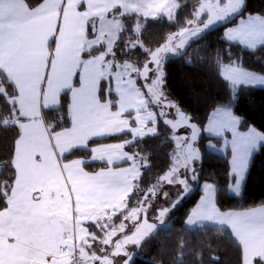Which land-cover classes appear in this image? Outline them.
<instances>
[{"label":"snow or ice","instance_id":"obj_1","mask_svg":"<svg viewBox=\"0 0 264 264\" xmlns=\"http://www.w3.org/2000/svg\"><path fill=\"white\" fill-rule=\"evenodd\" d=\"M244 7L245 0H198L193 18L185 21L187 26L169 34L161 46L152 50L144 48L140 40L142 21L166 15L175 22L181 8L177 0H0V138L19 130L14 142L6 146L9 158L2 165L4 170L12 169L8 177L12 183L0 182V201L4 205L0 207V264H129L126 246L141 245L166 223L165 218L183 199L171 208L156 209L150 198L162 196L167 200L163 183L184 185L186 192L189 171L191 179H197L193 167L200 155L194 146L197 125L181 112L179 120L163 122L176 129L183 121L180 126L190 128L191 134L176 137L180 146L173 152L172 167L144 193L136 207L128 208V199L135 194L134 182L141 178L140 168L150 165L147 157L129 155L123 149L146 136L159 135L158 118L167 115L163 108L174 107L165 103L161 90L162 53L177 52L186 46V37L199 36L214 21L242 15ZM133 14L136 23L129 29L125 20ZM204 15L208 16L206 23ZM198 22L203 28H194ZM127 31H132L135 39H129L119 51L132 54L143 48L150 59L142 68L116 60L117 45ZM225 38L253 50L264 47V15L241 20L236 28L228 29ZM93 51L99 54L92 55ZM78 74L79 87H75L74 77ZM106 75L118 81V101H102L99 85ZM222 75L233 87L264 84V75L236 62L222 65ZM141 77L150 81L144 89L136 86ZM65 92L72 94L68 109L72 124L55 131L54 124H45L42 109L61 107V94ZM117 105L118 110L112 111ZM154 107L160 110L154 112ZM125 113L132 118L124 119ZM61 119L58 116L57 122ZM240 123L241 118L231 107L218 108L207 130L217 136L229 129L235 133ZM126 131L132 134V140L88 148L92 138ZM261 142L264 132L255 128L239 133L232 142L233 183L229 191L237 196L246 186L250 158ZM74 149L92 152L93 160L109 167L88 173L82 167L85 161L61 164L63 154ZM129 160L130 168L112 167ZM217 192L216 186L205 185V195L191 210L186 224L201 230L209 223L230 226L242 245L243 264H253L254 260L264 264V205L221 212L216 207ZM149 211L155 212L156 223L149 222ZM118 216H123V221L115 225L112 221ZM129 220L133 221L131 228L124 223ZM85 224L94 225L101 236L90 232ZM97 243L103 246L100 255L93 251ZM179 247L182 253L186 250L184 243Z\"/></svg>","mask_w":264,"mask_h":264},{"label":"trees","instance_id":"obj_2","mask_svg":"<svg viewBox=\"0 0 264 264\" xmlns=\"http://www.w3.org/2000/svg\"><path fill=\"white\" fill-rule=\"evenodd\" d=\"M42 0H33L40 3ZM181 8L176 12L175 22H170L166 15L163 19L146 17L142 21L144 30L140 33V40L144 48L155 50L161 46L169 34L178 32L186 27L185 21L193 18V12L198 6V0H177ZM246 15H264V0H245L242 15H236L232 20L219 25L211 30H205L199 37L193 39L185 48L175 54L169 55L165 64V92L175 101L182 111L197 125L199 137L197 148L200 154V165L197 172L199 184L166 219V223L138 245L136 256L129 264H243V251L229 230L213 226L204 228H188L186 219L191 210L202 196V184L210 182L217 189L216 203L221 210L248 209L264 205V146L256 151L251 159L247 173L246 186L240 196L230 193L231 179L230 150L225 155L211 151L207 144L214 141L221 144L222 139L206 134V124L213 111L218 108L231 107L234 114L241 118L240 127L247 130L254 127L264 132V87L240 85L233 87L222 75V65L232 62L264 75V47L255 51L245 49L240 44L231 43L224 39L226 27L235 24L240 17ZM203 23L208 16L202 17ZM136 23V16L125 20L126 27L132 29ZM198 22V25H203ZM129 39H135L132 31L124 32L121 42L117 45V62L128 61L141 67L150 59L144 49H135L132 54L123 53L124 44ZM98 53L93 51L92 55ZM143 85L142 78L138 79ZM111 80L102 83V99L107 97ZM110 97L115 98L111 90ZM62 106L52 110H44V119L48 125H55V131L68 128L71 124L69 105L70 92L61 95ZM62 119L57 122V117ZM18 129L6 132L0 138V182L8 180L12 169L4 170L2 165L9 158L6 146L14 142ZM159 135H149L127 146L129 153H138L147 157L149 168H141V178L136 182L135 194L128 199V208L137 206V201L142 199L144 193L152 188L156 180L164 175L173 165V152L179 149L171 128L163 120L159 122ZM129 133L108 138L105 141H124L130 138ZM90 155V151L77 149L72 151L67 158H77ZM101 163L87 165L90 170L102 167ZM12 183L11 180H8ZM196 185V182H195ZM167 189L166 186H162ZM163 189V188H162ZM162 198V196H161ZM164 200L160 199V203ZM4 206L0 201V207ZM127 215V213H124ZM155 219V212L149 214ZM123 216L114 217L112 223L119 225ZM126 221H124L125 223ZM92 231L101 236L94 225ZM184 243L186 250L179 247ZM103 247L95 244L93 251ZM110 250V249H108ZM120 264H123L121 261Z\"/></svg>","mask_w":264,"mask_h":264},{"label":"rangeland","instance_id":"obj_3","mask_svg":"<svg viewBox=\"0 0 264 264\" xmlns=\"http://www.w3.org/2000/svg\"><path fill=\"white\" fill-rule=\"evenodd\" d=\"M198 7V6H197ZM236 17V15H233V16H231V17H229V18H227V19H224V20H219V21H214V23L208 28V29H206V30H211V29H214L215 27H218L219 25H222L223 23H225V22H227V21H230V20H232L233 18H235ZM194 28H203V25H198V23L196 24V25H194ZM205 31V30H204ZM203 33V32H202ZM201 33V34H202ZM200 34V35H201ZM199 35V36H200ZM199 36H191V35H189L188 37H186L185 38V40H186V46L193 40V39H195V38H197V37H199ZM185 46V47H186ZM184 47V48H185ZM182 49V48H181ZM181 49H178V51L179 50H181ZM177 51V52H178ZM177 52H167V53H162V63H163V66H164V64H165V62H166V60H167V58L169 57V55H171V54H175V53H177ZM118 63H121V62H118ZM150 67H151V65H150ZM113 78H114V82H115V92H116V94H117V96H118V98H117V101L119 100V95H118V92H117V85H118V81H117V79L113 76ZM142 78V81H143V85H137L136 84V86L137 87H140V88H142V89H144V85L146 84V83H150V81H148V82H146L144 79H143V77H141ZM164 78H165V71H164ZM164 84H165V80H164V83H163V85H162V88H161V90L163 91V93H164V96L166 97V101H165V103H168V102H170L172 105H174V107H164L163 108V111L167 114L166 115V117H164V118H162V119H167V120H179V113H184L183 111H182V109L180 108V106L175 102V101H173L167 94H166V92H165V87H164ZM146 90V89H145ZM118 110V105L116 106V108H115V111H117ZM160 109L158 108V107H154L153 109H152V111H154V112H156V111H159ZM185 114V113H184ZM236 115V114H235ZM132 116L134 117L135 116V112L133 111L132 112ZM236 116H238V115H236ZM216 117V115H213L212 117H211V119L207 122V126H206V132L208 133V134H211V135H214V136H216V137H219V138H221L222 139V141H221V144H218V143H216V142H214V141H210L209 142V148L210 149H213V150H215V151H218V152H220V153H222V154H226L227 152H228V150L229 149H233V140L234 139H237L238 138V132H239V130H242V129H240L239 128V126H240V124L239 125H237L236 126V132L234 133L232 130H225L220 136H217V135H215V134H213V133H210L207 129L209 128V126H210V122L214 119ZM239 117V116H238ZM124 119H131L132 117H129L128 115H127V113H125V115H124V117H123ZM158 120H159V118H158ZM190 123H192L191 122V120H190ZM183 124V121H180V125H182ZM180 125H177V128L176 129H172L171 128V126L170 125H168L170 128H171V130H172V132H173V136H174V138H175V140H176V142H177V144L179 145V142L177 141V139H176V137L177 136H179V137H183V136H186V135H190L191 134V129L190 128H185V127H181ZM149 126H152V125H149ZM132 127H136V125H132ZM254 128V127H253ZM256 130H258V129H256ZM229 133L232 135V137L233 138H230V136H229ZM229 136V137H228ZM198 137H199V131H198V129H197V139H196V141H195V143H194V146L197 148V140H198ZM228 141H229V143L230 144H228ZM107 144H117V143H106V144H102V145H107ZM180 146V145H179ZM97 147V146H96ZM99 147V146H98ZM198 149V148H197ZM123 151H124V149H123ZM125 152V151H124ZM229 160H230V157H229ZM67 161L68 160H65V162L67 163ZM231 161V164H232V167H233V159H231L230 160ZM199 165H200V155H199V159H197L195 162H194V164H193V167L195 168V172L197 171V169L199 168ZM181 171H183V170H181ZM187 178L188 177H191L192 176V172H188L187 174ZM195 175H196V173H195ZM189 180V179H188ZM194 183L195 182H189L188 183V190L185 192V190H184V185H180V184H167V183H163V186H166L167 187V189L166 188H164V187H162L163 189H162V191L163 192H167L168 193V197H167V200H165L163 197V202L162 203H160V199H162L161 198V196L159 197V198H157V197H151L150 199H151V201H152V203L154 204V207L156 208V209H160V208H163V207H169V208H171V206H172V204L175 202V201H177L178 199H180L181 197H183V199L186 197V195L191 191V190H194L195 189V186L196 185H194ZM192 185H194V188L192 189L191 187H192ZM215 186V185H214ZM183 199L181 200V202L183 201ZM180 202V203H181ZM152 211H149V214L151 213ZM156 215V214H155ZM165 219H167V217L165 218ZM149 222L150 223H156V220L154 219V218H152L150 215H149ZM125 224H127V225H129V228H131L132 227V224H133V221H131V220H129V221H126L125 222ZM192 227H195V226H192ZM127 246H132L133 247V249L132 250H130L129 252H128V254H129V256L131 257V260L136 256V249H135V247L136 246H138V245H133V244H129V245H127ZM130 260V261H131ZM129 261V262H130Z\"/></svg>","mask_w":264,"mask_h":264},{"label":"crops","instance_id":"obj_4","mask_svg":"<svg viewBox=\"0 0 264 264\" xmlns=\"http://www.w3.org/2000/svg\"><path fill=\"white\" fill-rule=\"evenodd\" d=\"M250 15H246L245 17H240L239 19H238V21L235 23V24H233V25H230V26H228V27H226V29L224 30V34H223V37H224V39L226 40V41H228L226 38H225V33L228 31V29H230V28H236L239 24H240V22H241V20H244V19H247L248 17H249ZM251 16H255V15H251ZM228 22V21H227ZM226 23V22H225ZM90 39L92 38V36H90L89 37ZM228 42H231V43H236V44H239L238 42H234V41H228ZM241 46H243L245 49H248V50H251V51H255V50H257L260 46H258L257 47V49H255V50H253V49H250V48H248V47H246V46H244V45H242V44H240ZM52 47L54 48L55 47V44L53 43L52 44ZM99 53H95V54H93V55H98ZM82 58H85V59H87V58H89L88 56H83ZM258 74V73H257ZM259 75H262V74H259ZM224 77V76H223ZM106 80H111V84H110V87H108V88H110L111 90H112V92L115 94V98H112V97H110V95H109V90L110 89H108V92L106 93L107 94V97L105 98V99H102V101L103 100H113V101H117V98H118V96H117V94H116V92H115V82H114V78L113 77H109V76H105V78L100 82V85H99V88H100V90H101V88H102V83L104 82V81H106ZM78 81H79V74L76 76V77H74V86L75 87H79V83H78ZM230 82V81H229ZM231 83V82H230ZM136 84L137 85H139V82H138V80H136ZM240 85H246V86H254V87H264V84H254V85H247V84H239V85H236L235 87H237V86H240ZM63 94V93H62ZM61 94V95H62ZM99 94V93H98ZM71 96H72V94H71V92H70V103H71ZM115 108L116 107H113L111 110L112 111H114L115 112ZM44 110L45 109H42V115L44 116ZM217 110V109H216ZM216 110L215 111H213L212 113H211V115H210V117H209V120L211 119V117L213 116V115H216ZM234 113V112H233ZM70 119H71V113H70ZM161 120H163L162 118H159V120H158V122H157V128H158V126H159V122L161 121ZM208 120V121H209ZM44 122H45V124L46 125H48L47 123H46V121H45V119H44ZM71 124H72V120H71ZM71 124H70V126L69 127H71ZM241 124V123H240ZM134 125V124H133ZM207 126V125H206ZM68 127V128H69ZM239 128L241 129V127L239 126ZM250 128H253V127H250ZM256 129V128H255ZM63 130V129H62ZM249 129H247V130H239V132L238 133H245V132H247ZM61 131V130H60ZM257 131H259V132H261L260 130H257ZM125 133H128L127 131L125 132ZM125 133H123V134H125ZM130 134V133H129ZM206 134L207 135H209V136H212V137H216V136H214V135H211V134H208L207 132H206ZM120 135H122V134H117V135H114V136H120ZM131 135V137L130 138H128V139H126V140H132L133 139V136H132V134H130ZM114 136H109V137H106V138H92V139H90L89 140V142H88V148H95L96 146L98 147V146H101L102 144H106V143H123L124 141H126V140H124V141H105L106 139H108V138H112V137H114ZM229 136H230V138H233L232 137V135L229 133ZM228 136V137H229ZM217 138H219V137H217ZM228 144H230L229 143V141H228ZM128 146V145H127ZM127 146H125V148H124V151L125 152H127L129 155H132V153H129L128 152V150H127ZM207 146H208V148H209V143L207 144ZM262 146H264V142H261V145L256 149V150H254V153L256 152V151H258ZM210 149V148H209ZM74 150H77V149H74ZM74 150H71L70 152H66V153H64L63 154V156L59 159V162L61 163V164H63V163H66L65 162V160H68L67 161V163H70L71 161H73V160H82V161H85V163L84 164H82V167L84 168V171H86V172H88V173H95V172H98V171H100V170H102V169H105V168H107V167H109V165H107L106 163H104L103 161H100V160H93L92 159V156H93V153L92 152H90V155H86V156H84V157H77V158H71V157H69V158H67V156L72 152V151H74ZM211 151H214V152H217V153H219V154H221V155H225V154H222V153H220V152H218V151H215V150H213V149H210ZM230 150V155H229V157H230V160L231 159H233V151H232V148L231 149H229ZM254 153H253V155H254ZM253 157V156H252ZM252 157L250 158V163H251V159H252ZM91 163H101V164H103V166L102 167H99V168H97V169H94V170H90V169H88L87 168V165L88 164H91ZM132 166V161L131 160H129V161H120V162H117V164L116 165H113L112 167H118V168H130ZM230 166H231V171H232V164H231V161H230ZM249 166H250V164H249ZM140 172H141V168H140ZM197 172H198V169H197V171L195 172L196 174H197ZM197 176V175H196ZM192 177V176H191ZM191 177H188V183L190 182H196V179L195 180H193V179H191ZM136 182L137 181H135L134 182V184L136 185ZM233 183V182H232ZM231 183V184H232ZM206 184H212V183H210V182H204L203 184H202V196H201V198L205 195V185ZM194 185H195V183H194ZM194 185H192V189L194 188ZM212 185H214V184H212ZM217 188V187H216ZM194 190H191L187 195H186V197L188 196V195H190L192 192H193ZM242 192H243V190H242ZM231 194H233V195H235L233 192H230ZM242 194V193H241ZM240 194V195H241ZM239 195V196H240ZM235 196H237V195H235ZM185 197V198H186ZM217 197V196H216ZM184 198V199H185ZM201 198H200V200L198 201V203L197 204H199L200 202H201ZM183 199V200H184ZM196 204V205H197ZM196 205L194 206V208L196 207ZM259 206H261V205H259ZM259 206H256V207H259ZM216 207L221 211V212H233V211H235V212H239V211H244V210H247V209H229V210H221L219 207H218V205H217V203H216ZM252 208H255V207H252ZM248 209H251V208H248ZM187 220V219H186ZM90 225L91 224H85V227H87L88 228V230L90 231V232H94V231H92V227H90ZM187 225V224H186ZM205 226H213V227H216V228H219V229H221L222 228V226H220V225H217V224H205ZM187 227L188 228H197L196 226L195 227H192V226H189V225H187ZM222 229H226V230H229L231 233H232V231H231V228H230V226H228V227H223ZM130 234V233H129ZM233 235V234H232ZM118 236H119V233H118ZM234 236V235H233ZM117 237H114L113 239L115 240ZM235 238V237H234ZM236 239V238H235ZM236 241L238 242V240L236 239ZM238 244H239V242H238ZM240 245V244H239ZM241 246V248H242V245H240ZM137 247L138 246H136L135 247V249H137ZM109 251H111L112 249L109 247ZM133 249V247L132 246H126V250H127V252H129L130 250H132ZM242 251H243V248H242ZM253 264H256V261L254 260V262H253Z\"/></svg>","mask_w":264,"mask_h":264},{"label":"water","instance_id":"obj_5","mask_svg":"<svg viewBox=\"0 0 264 264\" xmlns=\"http://www.w3.org/2000/svg\"><path fill=\"white\" fill-rule=\"evenodd\" d=\"M200 182H199V180H198V178L196 179V186H195V188L197 187V185L199 184Z\"/></svg>","mask_w":264,"mask_h":264}]
</instances>
